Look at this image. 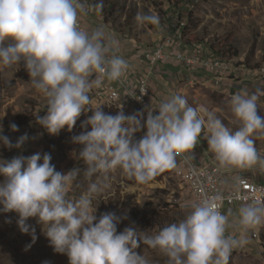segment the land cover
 Segmentation results:
<instances>
[{"label":"clouds","instance_id":"clouds-1","mask_svg":"<svg viewBox=\"0 0 264 264\" xmlns=\"http://www.w3.org/2000/svg\"><path fill=\"white\" fill-rule=\"evenodd\" d=\"M103 8V0L94 5ZM86 11L81 0H0V65H20L27 71L32 86L47 98V111L35 116L36 123L51 135L65 127L72 131L82 113L92 110L82 123V131L72 142L82 145L77 153L87 167V179L96 173L108 174L119 168L128 179L147 183L160 172L176 167V157L197 144L202 131L209 150L220 167L250 168L264 164L253 135L264 132V116L258 114L261 90L241 91L231 96L229 106L237 125L233 131L215 111L189 105L182 95H172L159 105L158 114L150 107L125 115L122 106L116 115L102 108H86L89 93L106 78L116 81L129 65L118 51V42L106 36L103 27L90 34L82 30L78 14ZM138 25H158L156 13H137ZM7 42V44H6ZM6 45V46H5ZM111 53V55H109ZM96 78L90 79L93 74ZM18 131L15 123L10 124ZM146 129L136 140L135 134ZM27 133L15 143L3 135L0 145L21 149ZM74 167L67 173L55 170L49 153L36 152L10 160L0 158V213L15 212L22 234L31 236L29 250L38 239L28 223L36 218L55 253L65 254L69 264H148L138 254L141 244L168 257V264H228L234 249L248 243L243 235L264 222V202L253 200L238 209L239 237L225 235L229 216L220 211V195L205 197L191 205L189 214L178 223L148 235L134 226L117 232L126 216L115 212L97 218L93 200L106 185L99 177L78 199H70L69 187L79 175ZM10 223L11 221H6ZM44 264H48L47 261Z\"/></svg>","mask_w":264,"mask_h":264},{"label":"rangeland","instance_id":"rangeland-1","mask_svg":"<svg viewBox=\"0 0 264 264\" xmlns=\"http://www.w3.org/2000/svg\"><path fill=\"white\" fill-rule=\"evenodd\" d=\"M81 2L86 11L78 15L84 19L85 30L90 34L103 27L106 36L118 42V51L137 53V60L143 50L172 40L173 46L167 50L168 54L178 49L193 54L196 49H201L204 55L219 56L232 66L226 76L237 83L215 87L206 81L209 75L199 65L189 67L171 57L159 66L161 77L156 79V85L161 86L162 92L156 91L152 97L155 106L172 95H182L194 108L203 106L215 111L217 117L235 131L237 125L233 123L229 106L231 96L242 90L252 94L259 89L264 93V0H103L102 10L94 7L99 0ZM138 12L158 14L159 24L138 25L135 19ZM190 20L198 27H190ZM25 72L22 62L20 65H0L3 135L12 143L25 133L29 136L21 149L9 150L0 145V158L10 160L14 156L28 157L36 152H47L56 171L67 173L74 167L79 168V175L69 187L70 199H78L99 177L106 187L96 195L93 207H97V218L106 212L126 216L117 226L118 233L131 225L148 235H155L163 227L178 223L189 214L194 199L173 169L162 179L151 178L143 184L128 179L119 168L106 175L96 173L91 180L87 179L84 175L87 165L74 153L82 145L73 143L72 137L91 130L90 126L82 129L81 123L93 114L92 110L81 114L71 132L65 127L58 135L49 134L35 119L37 114L43 116L46 113L47 98L32 86L29 74L25 76ZM19 73L21 77H17ZM95 78L94 73L90 79ZM94 88L89 93L91 103L86 108L95 110L101 107L106 114L116 115L118 110L94 102ZM257 107L258 114L264 116V94L259 96ZM24 120L28 127L23 125ZM12 123L18 126V131H11ZM31 129L35 130L34 133ZM143 134V131L136 133L134 138L139 140ZM253 139L256 148L264 149V132L255 133ZM3 179L0 176V182ZM17 219L15 212L0 213V264H44L45 261L48 264H69L65 254L53 251L36 218H29L28 223L35 227L38 239L25 251V245L31 243V236L19 231ZM8 220L11 222H6ZM260 241L262 248L233 255L228 264H264V228ZM136 251L147 259L148 264H168V257L157 249L141 244Z\"/></svg>","mask_w":264,"mask_h":264},{"label":"built area","instance_id":"built-area-1","mask_svg":"<svg viewBox=\"0 0 264 264\" xmlns=\"http://www.w3.org/2000/svg\"><path fill=\"white\" fill-rule=\"evenodd\" d=\"M78 23L81 29L85 30L82 15H78ZM172 46V40H167L155 48L143 50L140 53L138 65L140 67L135 71L133 63L125 59L129 65L125 75L116 81H109L105 78L100 87L94 88L92 97L94 102L103 103L102 105L108 109L119 110L122 106L125 115H132L149 107L154 110L153 115L158 114L156 109L159 107L155 106L152 101V80L157 73L159 74V66L171 57L189 67L199 65L198 67L209 75L206 81L215 87L229 81L226 74L232 66L224 63L219 56H206L201 49H196L193 54L187 51L181 52L179 49L168 54L167 50ZM144 115L146 119V111ZM141 131L145 132L146 129ZM173 172L187 188L195 203L205 197L215 195L223 197L218 203L222 214L229 216L225 235L237 237L241 235L242 230L235 218L238 216V209L243 204L251 203L253 200L264 202V183H256L247 177H241L230 183L227 170L214 162L200 164L194 161L187 152L176 157V167L173 168ZM263 228L264 222L243 233L248 243L241 248L234 249L229 257L262 248L260 240Z\"/></svg>","mask_w":264,"mask_h":264},{"label":"crops","instance_id":"crops-1","mask_svg":"<svg viewBox=\"0 0 264 264\" xmlns=\"http://www.w3.org/2000/svg\"><path fill=\"white\" fill-rule=\"evenodd\" d=\"M117 55L123 57L124 59L131 61L134 66V71L138 69L139 60H137V53L133 52H124L123 50L117 51ZM135 75V74H134ZM158 77H161L158 73L152 80V90H153V98L154 95H156V91L159 93L162 92L161 86H157L156 79ZM158 81V80H157ZM236 84L237 82L234 80H229L224 85L228 86L231 84ZM160 103H157V106H159ZM259 155L264 158V149L256 148ZM190 157L200 163V164H210L211 162H214L218 164V162L215 160L214 154L209 150L207 140L205 139V133L202 131L200 137L198 138L197 144L195 147L187 152ZM219 165V164H218ZM223 169L228 171V179L230 183L235 182L237 179L241 177H247L250 180L256 182V183H264V164H256L250 168H236V167H222Z\"/></svg>","mask_w":264,"mask_h":264},{"label":"trees","instance_id":"trees-1","mask_svg":"<svg viewBox=\"0 0 264 264\" xmlns=\"http://www.w3.org/2000/svg\"><path fill=\"white\" fill-rule=\"evenodd\" d=\"M170 1H173V0H170ZM189 25H190V27H192V28H197L198 27V24L197 23H195V22H192L191 20H190V22H189ZM225 55V54H224ZM18 76L17 77H21V73H19V74H17ZM28 75V73H27V71L25 72V76H27ZM23 125H25V126H29V124L27 123V121L26 120H24V122H23ZM31 131V133H34V131L35 130H30ZM171 171V169H168V170H165V171H163V172H160L159 174H157L156 176H154V177H152V178H155V179H162L166 174H168L169 172Z\"/></svg>","mask_w":264,"mask_h":264}]
</instances>
